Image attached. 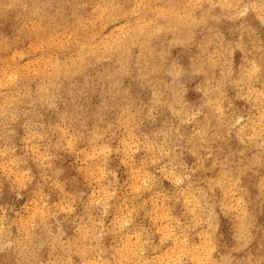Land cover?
Masks as SVG:
<instances>
[{"label":"clouds","instance_id":"clouds-1","mask_svg":"<svg viewBox=\"0 0 264 264\" xmlns=\"http://www.w3.org/2000/svg\"><path fill=\"white\" fill-rule=\"evenodd\" d=\"M0 264H264V0H0Z\"/></svg>","mask_w":264,"mask_h":264}]
</instances>
